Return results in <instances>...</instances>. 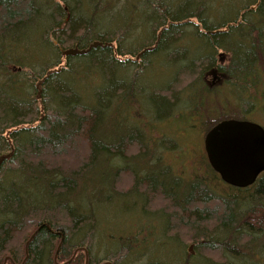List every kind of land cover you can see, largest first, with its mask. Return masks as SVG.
Returning <instances> with one entry per match:
<instances>
[{"label": "trees", "instance_id": "1", "mask_svg": "<svg viewBox=\"0 0 264 264\" xmlns=\"http://www.w3.org/2000/svg\"><path fill=\"white\" fill-rule=\"evenodd\" d=\"M89 1L92 6H86ZM127 1L0 0V158L9 155L0 164V264H123L130 253L140 259L151 246L170 249L173 264H264V172L249 188H235L221 182L204 153L202 172L195 167L187 177L180 170L184 165L176 173L172 159L153 149L163 145L174 151L176 143L150 132L157 129L155 110L165 114L162 120L187 117L194 129L201 123L204 134L223 120L264 118V0H251L241 7L244 12L229 5L227 18L216 22L213 13H205V0H146L143 8L138 4L144 0H139L131 6L129 20L117 27L111 12ZM102 13L107 14L103 21ZM104 22L115 27H104ZM131 32H149L150 37L132 48L126 44ZM151 32H158L153 46L146 43ZM181 40L197 41L200 49L177 46ZM92 44L96 46L86 54L64 57L60 52ZM217 51L228 55L223 66ZM156 53L164 54L174 78L149 87L142 79ZM137 55L146 64L140 71L129 59L127 65L119 61ZM198 65L203 79L216 67L224 82L209 89L195 84L194 76L172 103L164 95H149L152 108L139 103V117L146 110L149 124L130 119L138 110L137 88L168 92L179 71L193 75ZM40 111L47 116L32 126ZM147 128L150 135L144 140ZM131 146L137 154L127 158ZM146 155L149 171L144 175L137 164H125V159ZM114 158L125 167L116 164L111 174L104 169L95 177L98 167ZM123 172L132 176V185L118 191ZM86 182L89 191L78 192ZM106 185L110 199L134 194L145 201V211L152 195L164 199L169 210L156 216L161 235L158 227L151 230L152 220L132 237H110L114 233L100 218L106 203H97ZM224 188L232 193H220ZM29 227L33 231L26 236ZM184 232L194 244L193 254ZM105 237L102 250L94 246L96 238Z\"/></svg>", "mask_w": 264, "mask_h": 264}, {"label": "rangeland", "instance_id": "2", "mask_svg": "<svg viewBox=\"0 0 264 264\" xmlns=\"http://www.w3.org/2000/svg\"><path fill=\"white\" fill-rule=\"evenodd\" d=\"M80 1H81V4L86 2V0H80ZM112 1L114 3V0H112ZM137 1H139V0H134V1L128 0L125 5L119 3V4H116L114 6L111 14H112V17L114 19V22H115L114 25L115 26L118 27L119 25H121L124 22H126L127 20H129L130 8L132 5L136 4ZM163 1L164 0H162L161 2H163ZM167 1L173 2V0H167ZM250 1L251 0H205V2L209 3V9L204 7L205 13L207 15H210V13H213V16H215L213 19V22H216L222 18H224V19L227 18L228 14H229V13H227V7L229 5H231V7H235L236 9H239V12H244V10H242L241 7L243 5L249 3ZM145 2H146V0H144L142 3H139L138 4L139 8H143L145 6ZM93 3L94 2L91 1L86 6H92ZM61 4L63 5V2ZM176 6H178V5H176ZM64 9L66 10V7H64ZM160 9L163 11L165 8H164V6H162V7H160ZM217 14H218V16H216ZM106 15H107L106 13H102L100 19L102 21L105 20L107 18ZM109 16H110V14H109ZM142 20H143V18H141V17L138 18V21L141 22ZM193 22H195V20H193ZM102 24L104 25V27L107 26L108 28L115 27V26H112L113 23H111V22H108V23L104 22ZM184 28L187 29L188 26H185ZM190 28L191 27L189 26V29ZM132 30L134 31V28ZM158 32H156V33L151 32L152 40L148 39L146 42L149 46L154 45V42H155V39L157 37ZM148 37H150L149 32L145 35H139V36H137L134 32H131L130 34H127V36H126V42H127L126 44L129 45V47L132 46V48H133V46L137 45L136 44L137 42L143 43L144 41H146V39ZM112 45L114 48L116 47L115 42H113ZM176 45L177 46H190L191 50H193V51H197L198 49H200V48H198L199 42H197V41H193V42L187 44L186 40H181ZM70 49H73V48H70ZM68 50L62 49L61 51H68ZM217 52H219V54L217 56L219 63L221 64V66L225 65V63L227 62L228 55L226 56V54L223 51H217ZM149 53H153V51L149 52ZM136 58H138V59L136 60ZM128 59L131 60L135 64L134 68H135L136 72L143 69V67L146 65L145 63L140 61L139 55H137V57H122L119 59V61L121 63H125V61ZM149 60H150V64H152V67L145 72V74H144L145 77H143V79H142L143 83L149 84V87H159L166 82H167V84L169 82L171 83L174 76L170 77L171 73L169 72V69L167 66L168 61L166 59H164V54L162 53V54L158 55L156 53L154 55H151L149 57ZM123 65H127V64L125 63ZM195 71H196V74H193V75L184 74L186 72L183 70L179 71L181 74L178 77L177 83H175L174 86L168 88L169 89L168 92H165L162 90L151 91L150 89H148L147 92L143 93V91L141 89L137 88V90H136L137 92L135 94H137L138 100H136L134 105H135V108L138 110L135 114L136 118L131 117L130 119L132 121L137 120L138 124H140L141 121H142V123L149 124L148 120L143 117L144 115L149 114L146 110H143L141 112L143 115L141 117H139V113H140L139 109H141L139 107V103L143 101V105L146 106L148 99H150V97L156 98L155 96H157V98H158V97H160L159 95L166 96L167 98H169L170 102L172 103L174 101V98L176 97V94H178V96H179V93H183L184 91L187 90V89L183 90V88L185 86H187V84L190 83L189 81L194 76H196L197 80H198V81L196 80L194 82L195 84L202 82L203 84L205 83L207 87H208V85H212L213 87L209 88V89H215L217 87V85H213L214 83L212 81V76L208 75L209 71L206 70L207 75H206L205 79H203V75H201V76L199 75L201 72V67H199V65L195 69ZM206 71H204V72H206ZM116 77H117V75H116ZM223 80H225L224 77L220 79V85L224 82ZM182 81H183V83H182ZM35 83H37V82L35 81ZM36 88L38 91L37 96L40 97L41 96V86H38ZM95 88L96 87L94 86L93 90ZM183 94H185V93H183ZM149 95H150V97H149ZM186 95H188V93H186ZM156 102H158V101H156ZM131 105H130V107H131ZM151 105H152V103L147 105V107L152 108ZM135 111L136 110H132L130 115L132 116L133 112H135ZM186 111H188V110H186ZM158 112L162 114V112H160V110ZM178 112H182V110L180 109V110H178ZM161 114L159 115V114H157L156 110L154 111V115L158 119V124L156 123L157 129L156 130L151 129L150 132H152V133L155 132L157 134L159 133L160 136H165L169 140L176 143V145L172 146V149L175 148L174 151H168L171 149H167V148L164 149L163 145L160 148H158V147L156 148L154 146L153 149H155L154 151L156 152V154L157 155L160 153L163 154V152H164V157L166 159H172V163L176 167V170H175L176 173H178L177 168L181 164L184 165V169H180V170H182V171L184 170L186 172L185 176H187V177L191 176L193 171H195V170H193L195 167H198V168H196L197 173L202 172V169H203L202 163L204 161L203 155L205 152H204V148H203L204 131L201 129V123H199L198 126L194 129L195 124H192L191 122H189L187 117L185 120H182L179 118H171V119L166 121V120L159 119L165 115L163 113V115L161 116ZM44 116H47V115L44 112L40 111L38 113L37 117H35L33 119V121H35L36 119H38V120H36L32 126L38 125L39 120L41 122L43 120ZM254 116H256V115H254ZM254 116H252V117L250 116L252 118V120H248V121L256 123V124L260 125L262 128H264V118L263 117L259 118V117H254ZM115 120L118 121L117 118H115ZM26 126H28V125H26ZM150 132L147 128V134H146V138H144V140L149 139L148 137L150 135ZM152 138L157 140L158 136H156V134H153ZM126 154L128 156L127 158L131 157L130 155H136L137 154L136 149L133 146H131V149ZM147 156L148 155H146V157H144L142 159L139 158V160H132V159L127 160V159H125V164L127 165V163H128L129 166H133V165L137 164L139 167L137 169V172L140 175H144L145 172L149 171L148 170L149 158L147 159ZM177 157H181L182 162ZM137 161H139V163H137ZM116 164H120V167H118V168L125 167V164L124 163L121 164V162L118 160V158H114L110 165H108V166L101 165L100 167H98V169L95 171V177L99 176V178H100L101 174L104 172V169L108 170L109 173L111 174V172L113 171L115 166H118ZM146 164H147V166H146ZM155 171H157V170H155ZM89 172L90 171H88L87 174ZM117 173L118 172L116 171V174ZM35 185L36 184H33V186H35ZM116 185H117L116 187H117L118 191L128 190L132 185V176L128 172L120 173ZM118 186H119V188H118ZM32 188H35V187H32ZM36 188H38V187H36ZM89 188H90V185H88V183L86 182L85 184H82L80 186V188L78 189V192L89 191ZM101 190H103V193L102 194L99 193L100 199L97 200V203H101L100 200L102 202L106 203L102 208L103 211H105V210L106 211L104 212V214L100 215V218L104 219V220H102L106 226V227L104 226V228L107 230L109 229L111 232L114 233V234H112V236L109 234L110 237L116 236L115 235L116 233H118L122 236L132 237L134 235V233H137V232L140 233L141 232L140 229H143V226H142L143 222H145V223L149 222L150 224H152V220L154 222L150 226L151 230L158 227V233L161 235V233L163 231L161 230V226L159 225L158 219H156L157 218L156 216H158L157 211L165 210V209H168V207H169L166 204L167 202L164 199H160L159 197L152 195L150 197V199L148 200L149 201V206H148L149 210L145 211V206H143V202H145V201L140 200L139 197L135 196L134 194L132 195L133 197H130V198H128V197H120L119 198V197L113 196V198L110 199V192H109L107 185H106L105 189H101ZM92 191H93V189H92ZM226 191H228L229 193H232V192H230V190L225 189V188L222 189V191L220 193H223V194L227 193ZM242 193H244V192H242ZM95 195H98V194H95ZM32 231H33V228L31 229V227H29V231L26 233V236L28 234H30ZM183 234H184L183 239L187 242L188 246L191 244L194 246L193 243L190 244V240L188 239V236H187L188 234H186L185 232ZM20 236H21V234H20ZM19 237H17V238H19ZM163 238L168 240L169 242H167V243H169L170 245L173 244L172 242H170L169 238H166V237H163ZM104 239H106V237L103 238L102 240L96 238L94 240V246L95 247L97 246L98 249L102 250V241ZM111 246H113V245H111ZM177 246H179V245H177ZM7 254L8 253L5 252L4 255L2 256V259ZM142 256L143 257H140V259H137V257L134 256V253L133 254L130 253L128 255L129 258L123 264H125L128 261H131V262L138 261L136 264H148V263L149 264H173L172 263L173 253L170 251V249H164L161 247L151 246L150 248H147L144 250ZM197 262H199V261H197ZM130 264H132V263H130ZM175 264H178V263H175Z\"/></svg>", "mask_w": 264, "mask_h": 264}, {"label": "water", "instance_id": "3", "mask_svg": "<svg viewBox=\"0 0 264 264\" xmlns=\"http://www.w3.org/2000/svg\"><path fill=\"white\" fill-rule=\"evenodd\" d=\"M95 46L92 44L85 50L73 48L61 51V55L74 57L86 54ZM209 73L217 74L214 70H209ZM203 148L208 164L226 185L247 188L264 172V129L256 123L223 120L204 134ZM7 157L9 155L1 157L0 164ZM188 252L194 253L192 245L188 247Z\"/></svg>", "mask_w": 264, "mask_h": 264}, {"label": "flooded vegetation", "instance_id": "4", "mask_svg": "<svg viewBox=\"0 0 264 264\" xmlns=\"http://www.w3.org/2000/svg\"><path fill=\"white\" fill-rule=\"evenodd\" d=\"M137 57V56H136ZM138 58H136V60H137ZM210 70H214V71H216V73L217 74H210L209 72H208V75L209 76H212V81H213V85H220V79L221 78H223L225 75H224V73H222L218 68H216V67H213V68H211ZM213 86L212 85H208V88H212ZM248 121V120H247ZM264 129V128H263ZM261 175V174H260ZM259 175V176H260ZM247 188H249V187H247ZM192 245V244H191ZM193 246V245H192Z\"/></svg>", "mask_w": 264, "mask_h": 264}, {"label": "bare ground", "instance_id": "5", "mask_svg": "<svg viewBox=\"0 0 264 264\" xmlns=\"http://www.w3.org/2000/svg\"><path fill=\"white\" fill-rule=\"evenodd\" d=\"M219 123V122H218ZM217 174V173H216ZM222 182V181H221ZM225 184V183H224ZM250 187V186H249ZM244 189V188H243Z\"/></svg>", "mask_w": 264, "mask_h": 264}]
</instances>
